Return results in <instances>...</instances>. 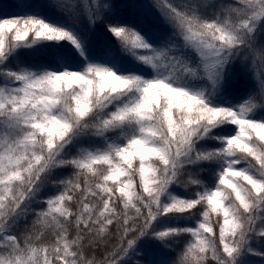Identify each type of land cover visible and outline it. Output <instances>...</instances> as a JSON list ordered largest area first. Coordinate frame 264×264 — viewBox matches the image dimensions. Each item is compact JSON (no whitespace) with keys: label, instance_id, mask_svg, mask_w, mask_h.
<instances>
[{"label":"snow or ice","instance_id":"1","mask_svg":"<svg viewBox=\"0 0 264 264\" xmlns=\"http://www.w3.org/2000/svg\"><path fill=\"white\" fill-rule=\"evenodd\" d=\"M121 7L0 0V264H264V0Z\"/></svg>","mask_w":264,"mask_h":264},{"label":"trees","instance_id":"2","mask_svg":"<svg viewBox=\"0 0 264 264\" xmlns=\"http://www.w3.org/2000/svg\"><path fill=\"white\" fill-rule=\"evenodd\" d=\"M6 2L9 4H13V3L17 2V0H6ZM32 2L47 5V4L53 3L54 0H32ZM89 2H91V0H89ZM101 2L110 4L113 7V9L117 15L122 14L123 19L127 20L129 23H132L133 21L130 19L129 10L126 8H122L121 6L125 5V4H129V3H133V2L153 3V0H101ZM9 11L16 12V11H19V9L9 8ZM42 12L45 16H47L51 20L62 21L65 18L61 14V12L58 11L54 7H44L42 9ZM151 17L154 20L158 19L156 11H152ZM111 18L112 17H110L107 13L105 14V20H109ZM81 25L84 28H88L87 21L83 17H81ZM95 34H103L113 44L117 43L116 39L114 37H112V35L110 33H108L106 31V24L102 21L97 22V25L95 28ZM253 87H254V85H253L252 81L249 78L244 77L243 79H240L237 83V88L239 90L238 94H242V93L246 92L248 89H251ZM210 264H211V262H210Z\"/></svg>","mask_w":264,"mask_h":264}]
</instances>
